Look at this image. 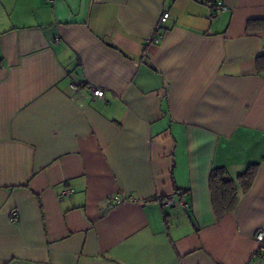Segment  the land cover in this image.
<instances>
[{
	"label": "crops",
	"instance_id": "obj_1",
	"mask_svg": "<svg viewBox=\"0 0 264 264\" xmlns=\"http://www.w3.org/2000/svg\"><path fill=\"white\" fill-rule=\"evenodd\" d=\"M263 54L264 0H0V264H264Z\"/></svg>",
	"mask_w": 264,
	"mask_h": 264
},
{
	"label": "trees",
	"instance_id": "obj_2",
	"mask_svg": "<svg viewBox=\"0 0 264 264\" xmlns=\"http://www.w3.org/2000/svg\"><path fill=\"white\" fill-rule=\"evenodd\" d=\"M255 67L258 73L264 72V54L255 60ZM252 167L239 176L242 188L247 187L252 178ZM209 187L212 202L218 214L232 211L237 203V191L234 182L225 176L224 169L214 168L209 176Z\"/></svg>",
	"mask_w": 264,
	"mask_h": 264
},
{
	"label": "built area",
	"instance_id": "obj_3",
	"mask_svg": "<svg viewBox=\"0 0 264 264\" xmlns=\"http://www.w3.org/2000/svg\"><path fill=\"white\" fill-rule=\"evenodd\" d=\"M47 1H53V0H47ZM212 7L215 13L217 12H225L227 10L226 5L221 2V1H217L212 3ZM169 15L168 13H163V15L160 17L158 25L156 26V31L159 30L161 28V25L163 23H165V21L168 19ZM150 42L153 43H157L158 42V38L155 36H152L149 39ZM73 88L75 89V86H73ZM90 91L92 92L93 96H95L96 98H101L103 96V91L100 89H96V88H90ZM73 190L72 189H65L62 191L61 193V197L62 198H67L70 197V195L72 194ZM161 200V199H158ZM133 198L130 196H124V195H115L114 197H112L110 199V203L111 205H118V204H122V203H126V202H132ZM166 201L165 203H172L173 201V197L169 196L167 198H165ZM10 222L11 223H17L19 220V215L16 211L12 212L10 215ZM254 241L256 244V248H255V254L257 255H264V225L260 226L259 228L256 229L255 233H254Z\"/></svg>",
	"mask_w": 264,
	"mask_h": 264
}]
</instances>
